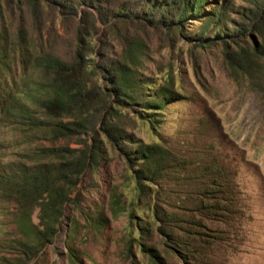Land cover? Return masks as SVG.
Returning a JSON list of instances; mask_svg holds the SVG:
<instances>
[{
  "label": "rangeland",
  "instance_id": "1",
  "mask_svg": "<svg viewBox=\"0 0 264 264\" xmlns=\"http://www.w3.org/2000/svg\"><path fill=\"white\" fill-rule=\"evenodd\" d=\"M124 1L131 11L138 6L140 11L144 5V0H118ZM208 3L207 11L214 5L225 7L222 34H232L241 15L252 8L247 0ZM20 16L29 36L26 55L17 50ZM203 21L195 17L169 35L152 28L137 32L136 39L143 46L134 64H129L122 45L97 22L83 42L89 66L126 60L139 83L138 102L131 108L111 102L113 110L103 117L105 122L93 111L90 120L97 125L95 132L54 141L46 130H23L2 109L20 100L40 119L45 118L28 97V90L42 78L25 61L39 54L69 60L77 43L78 20L63 19L52 9L41 8L35 27L26 5L0 0L1 44L7 55V73L0 71V173L9 167L46 163L45 158H37L44 148L89 146L93 150V165L72 190L54 240L30 264H153L144 253L148 247L157 250L164 264H185L180 253L187 251L158 233L159 224L153 219L156 206L182 220L162 225L178 243L196 240L187 231L208 235L205 240L211 242L210 247L189 256L190 264H264V56L251 70H233L219 42L200 47L188 40L200 36ZM215 32L209 28L204 35L213 37ZM263 44L255 33L243 41L245 47ZM91 83L103 92L110 87L101 72ZM161 88L174 97L161 110L146 109L143 105ZM104 124L116 130L115 144L103 132ZM138 144H158L169 152L163 176L143 192L137 186L135 166L128 160ZM215 167L225 171L231 184L228 196L236 217L228 223L198 208L213 179L207 171ZM115 199L121 211L116 210ZM38 214L39 209L33 207L27 240L19 226V205L0 191V261L18 258L13 241L34 240Z\"/></svg>",
  "mask_w": 264,
  "mask_h": 264
},
{
  "label": "trees",
  "instance_id": "2",
  "mask_svg": "<svg viewBox=\"0 0 264 264\" xmlns=\"http://www.w3.org/2000/svg\"><path fill=\"white\" fill-rule=\"evenodd\" d=\"M15 1L19 5H26L35 27L41 8L52 9L59 17L74 18L79 23L76 29L77 43L69 60H63L53 54H39L25 61V64L31 65L42 78L33 90H28V97L43 112L45 118L40 119L36 111L30 110L20 100H12L2 109V113L12 116L23 130H46L54 141L95 132L97 125L90 120L93 118V111L98 119L105 122L103 117L113 110L109 105L111 102L123 108H131L138 102L139 83L135 81L134 73L126 60L89 66L83 42L92 35L97 22L105 27L108 35L122 45L123 55L129 64L135 63L143 46L141 41L136 39L137 32L152 28L154 31H165L169 35L174 28L185 27L195 17L204 18L202 32L199 37L188 40L197 41L195 44L200 47L219 42L233 70H251L264 56V44L256 47L243 45L244 39L251 33L260 36L264 42V0H247L252 8L248 14L245 12L241 15V23L236 25L232 34L221 33L224 29L225 7L214 5L207 11L210 6L208 0H144L140 11V6L138 10L131 11L127 8L126 1L119 3L118 0ZM17 23V50L21 55H26L29 46L28 31L21 16ZM209 28L216 31L213 37L204 35V31H209ZM231 45L233 50L230 49ZM100 48L103 52L107 46L105 44ZM6 57L0 31V71L4 73H7L4 65ZM97 72H101L107 80L110 86L107 92L92 85V78ZM173 97L168 89L161 88L153 93L148 103L143 106L148 110H161ZM104 126L103 132L109 141L115 144L118 137V134L114 135L116 130L108 124ZM168 157L169 152L158 144H138L136 149L128 154L130 164L135 166L134 175L140 192L163 176ZM37 158H45L47 162L32 168L24 165L9 167L0 173V191L4 193L5 198L19 205V226L23 235L28 240L27 225L33 207L39 209L38 226L41 227L36 228L32 242L13 241L11 246L17 251L18 258L15 261L3 259L0 264H30L45 246L51 244L57 234L59 219L64 215V207L70 201L72 190L81 182L89 166L93 165V150L89 146L83 149L44 148L39 151ZM207 172L213 175V179L198 201V208L206 211L207 216L216 218L218 222H231L236 217V209L232 197L228 196L231 184L226 173L216 167L209 168ZM113 202L116 210L121 211L117 200ZM153 219L159 224V234L177 248L187 251L180 253L185 264H190L189 256L200 254L211 245V242L205 240L207 234L194 231L185 233L193 234L195 241L178 243L174 234L168 233L162 225L167 226L182 220L173 214L160 212L157 206L153 209ZM202 229L210 231L205 226ZM144 253L153 264H164L154 247H148Z\"/></svg>",
  "mask_w": 264,
  "mask_h": 264
}]
</instances>
